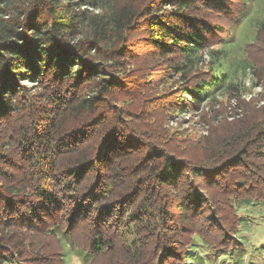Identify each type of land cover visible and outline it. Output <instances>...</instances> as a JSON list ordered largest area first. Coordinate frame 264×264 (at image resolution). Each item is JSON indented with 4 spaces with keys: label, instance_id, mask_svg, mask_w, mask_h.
I'll list each match as a JSON object with an SVG mask.
<instances>
[{
    "label": "trees",
    "instance_id": "trees-1",
    "mask_svg": "<svg viewBox=\"0 0 264 264\" xmlns=\"http://www.w3.org/2000/svg\"><path fill=\"white\" fill-rule=\"evenodd\" d=\"M249 3L0 0V264H244L264 18L223 46ZM195 111L207 134L168 127Z\"/></svg>",
    "mask_w": 264,
    "mask_h": 264
},
{
    "label": "rangeland",
    "instance_id": "rangeland-1",
    "mask_svg": "<svg viewBox=\"0 0 264 264\" xmlns=\"http://www.w3.org/2000/svg\"><path fill=\"white\" fill-rule=\"evenodd\" d=\"M264 18V0H250L249 9L247 13L239 19L233 28L231 38L229 41L223 45H217L216 48L224 47L231 53L233 50L242 49L245 43L250 41L257 29V22ZM234 53V52H233ZM205 58H208V54H204ZM232 57V63L233 59ZM246 84L252 82V78L247 76ZM262 91V87L258 84L254 88V92ZM253 93H251L252 95ZM250 94H247L249 97ZM228 102V100H226ZM235 101L230 100V104H234ZM198 112H192L190 114H178L171 118L168 122V127L172 130H185L188 133H193V135L198 136L200 134H207L208 124L199 122ZM239 212L242 219H246L244 225L241 226L239 231V236L245 238V243H247V252L244 253L242 263L249 264L250 261H254L253 264H264V204L252 202L251 204H243L239 207ZM200 254L206 256V261L202 264H232L227 260H222L220 255L215 253L211 248L199 244ZM255 251V252H253ZM197 262V263H196ZM192 264H198V261ZM73 264H86L79 262L75 256L72 258ZM240 263L237 262L235 264Z\"/></svg>",
    "mask_w": 264,
    "mask_h": 264
}]
</instances>
